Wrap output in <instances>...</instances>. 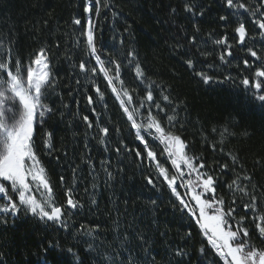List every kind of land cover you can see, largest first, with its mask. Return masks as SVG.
<instances>
[{
    "label": "trees",
    "instance_id": "trees-1",
    "mask_svg": "<svg viewBox=\"0 0 264 264\" xmlns=\"http://www.w3.org/2000/svg\"><path fill=\"white\" fill-rule=\"evenodd\" d=\"M82 2L0 0V33L15 41L25 62L34 58L41 48L46 49L55 77L56 87L46 101L54 110L50 117H45L47 122L44 125V130L53 134V147L51 150L45 148L41 136L34 133V150L46 169L58 201H62L63 193L72 187L74 198L83 205L78 214L73 210L71 218L65 217L67 228L23 211L9 215L7 223L0 222V254L5 264H41L44 260L48 264H78L73 253L80 252L79 259L87 260L82 251L86 247L83 240L87 238L76 235L80 225L98 224L102 229H110L117 218L122 228L131 224L153 241L154 254L159 253L156 259L163 260L164 264L168 260L172 264L177 261L181 264H212L213 261L223 264L207 244L196 217L186 209L180 210L181 205L166 182L157 177L154 162L135 155L137 151L146 155L144 145L135 138V129L131 128V122L103 74L86 78L76 66L79 59L89 61L90 67L95 66L94 59L84 51L85 38L80 35L84 28L72 24L73 17L77 16L86 27L88 14L83 13ZM189 2H194L204 15L192 18L185 13V0H108L109 7L99 18L94 12L92 14L97 23V47L102 50V59L107 58L103 53L114 52L123 62L121 80L133 97L127 107L129 110L139 108L137 123L145 122L149 110L153 115L159 114L162 126L166 130L170 128L188 144L189 155L202 156L208 164L221 161L231 167L226 154H238L247 171L253 174L254 183L264 186V107L254 98L251 83L247 89L240 83L244 77L253 81L255 67L260 62L256 61L252 68L243 64L244 59L253 63L255 58L248 56L237 42L233 30L238 21L229 14L224 0ZM244 2L254 4L256 0ZM172 8H177L178 12L173 14ZM222 15L228 17L226 22L219 19ZM245 21L249 35H255L256 29L247 22L246 16ZM223 35H227L232 51L231 57L225 55L224 62L219 57L225 49L214 43ZM192 36L197 38L196 48L189 44L188 38ZM77 39L81 41L78 48L74 46ZM259 40L258 36L257 42L247 39V46L261 51L264 44ZM190 48L193 58L198 61L196 70H203L213 77L209 83H203L184 64V53ZM129 50L137 54L132 63L125 59ZM200 52L206 55H200ZM137 63L145 72L143 81L136 78ZM148 85L153 87L154 103L160 104L164 112L155 108L153 102L144 101L145 106L139 107ZM115 86L119 89L120 82L116 81ZM96 87L104 93L103 100L97 95ZM163 95H169L172 103L164 101ZM88 96H92L93 104L88 103ZM173 108H176L175 113ZM165 113L176 115L178 122L174 127L168 125ZM84 116L89 117L93 128L87 127L82 119ZM97 120L110 129L107 150L95 139ZM224 127L235 136L224 142L222 153L219 145L213 150L212 144L220 140V136L212 129L223 130ZM142 135L156 152L157 160L173 168L165 153L161 155L162 145L143 132ZM116 147L121 149L119 154L114 151ZM89 157L94 169L89 167ZM102 160L109 163L102 167ZM257 160L259 165L255 164ZM104 167L111 172V178ZM174 171L173 168L171 173ZM215 174L219 176L218 195L224 198L225 207H228L234 197L226 182H231L233 173L220 174L217 169ZM148 176L156 180V187L148 185L145 179ZM61 177H64L63 183ZM179 183L178 180L177 185ZM177 190L187 201L186 189L178 187ZM235 207L237 218L245 215L239 200ZM244 226L249 229L253 244L264 248V240L259 238L250 213ZM188 233H191L190 237ZM49 244L59 247L50 248ZM202 245L206 249L205 256L199 251ZM178 247H183L188 255L182 258L171 256ZM69 248L72 252L68 251Z\"/></svg>",
    "mask_w": 264,
    "mask_h": 264
},
{
    "label": "snow or ice",
    "instance_id": "snow-or-ice-1",
    "mask_svg": "<svg viewBox=\"0 0 264 264\" xmlns=\"http://www.w3.org/2000/svg\"><path fill=\"white\" fill-rule=\"evenodd\" d=\"M224 4L230 10L229 14L238 21L233 30L238 38L237 42L248 56L255 58L253 63L244 59L243 64L246 68H252L256 61L260 62L255 67L253 81L250 82L248 77H244L240 83L246 89L251 83V87L255 90L254 98L260 102L261 107H264V79H262L264 78V55H262L264 48L257 51L254 47H248L246 43L247 39L257 42L258 36L259 42L264 44V0H256L254 4L246 3L244 0H224ZM81 6L83 13L88 14L86 27L82 25L81 19L77 16L73 17L72 24L84 28L80 33L85 38L83 40L84 51L90 59H94L95 66L90 67L89 61L84 59H79L76 66L86 78H94L98 73L103 74L108 87L119 100L127 120L131 122V128L135 129V138L144 145L146 155L141 151H137L135 155L154 162L157 177H162L166 182L171 193L179 201L180 210L186 209L196 217V222L206 237L207 244L220 257L223 264H264V248H257L253 244L249 229L244 226V221L250 213L259 238L264 240V186L254 183L253 174L247 171L238 154L232 152L226 154V157L231 160V167L226 162L214 161L213 164H208L202 156L189 155L188 144L180 135L174 134L170 128L166 130L162 126L161 119L158 118L159 114L153 115L149 110L145 122L137 123L136 116L139 115V108L129 110L127 107L132 103L133 97L128 88L124 86V81L121 80L123 62L114 52L103 53L107 58L102 59V50L97 47L95 35L97 23L94 22L92 14L94 12L95 17L99 18L109 7L108 0H83ZM183 11L190 14L192 18L204 15L203 10L198 9L197 5L189 0H185ZM171 12L175 14L178 9L172 8ZM245 16L247 22L256 29L255 35H249ZM219 19L226 22L228 17L222 15ZM194 28L199 32L197 26L194 25ZM188 39L191 48H196V36ZM80 43L81 41L77 39L74 41V46L78 48ZM214 43L225 49L219 57L222 62L225 61V55H232L227 35L215 39ZM191 48L184 53L186 57L184 64L203 83L207 84L213 80V77L203 70H196L198 61L193 58L194 53H191ZM136 55L135 51L129 50L125 54V59L132 63ZM200 55H206V53L200 52ZM135 75L141 81L145 78V72L139 63L135 65ZM226 79H231V77H226ZM116 81L120 82L119 89L115 86ZM55 87V77L50 68L46 49L41 48L38 53L34 54V58L25 62L16 48L15 41L9 39L6 34L0 33V216L3 217L0 222L2 223H7L9 215H17L23 211L41 220L59 223L67 228L65 217L71 218L73 210L78 214L79 209L83 207L81 202L74 198L72 187H68L63 193L64 199L58 201L46 169L34 150L36 147L34 133L41 136L45 148L51 150L53 147V134L44 130V125L47 122L45 117H50L54 110L46 101ZM95 91L103 100L104 93L101 89L96 87ZM162 98L172 103L169 95H163ZM87 100L89 104L94 103L92 96H88ZM144 101L153 102L155 108L164 112L160 104L154 103L152 85H148L146 95L139 107L145 106ZM172 111L175 113L176 108ZM165 116L168 125L172 127L178 122L176 115L165 113ZM82 119L88 128L94 127L88 116ZM95 128L97 129L95 137L97 143L105 146L107 150L110 129L102 126L99 120ZM142 132L164 146L161 155L167 153V159L171 161L175 169L174 173L170 174L168 169L157 160L156 152L152 150ZM212 132H219L220 136V140L213 142V150L219 145V150L223 153L224 142L229 137L235 136V133L229 131L228 127H224L223 130L213 128ZM85 147L87 148L88 145L85 144ZM114 151L119 154L121 149L116 147ZM88 159L89 167L94 169V164L90 162L91 157ZM100 163L103 167L109 162L102 160ZM255 164L259 165L260 161L257 160ZM184 169H187V172ZM217 169L220 174L227 171L233 173L234 178L231 182H226L227 188L234 197L228 207H225L224 198L218 195L220 185L218 184L219 176L215 174ZM103 170L111 178V172L107 167ZM73 171L75 173V169ZM186 176L187 179H185ZM60 179L63 183L64 177ZM145 179L148 185L157 186L152 176ZM178 180L179 185H177ZM178 187L186 189L185 194L190 195L191 201L195 202V209L183 199L177 190ZM237 200L242 203L245 210V215L239 218L235 215ZM92 203L95 204L94 199ZM152 203L155 204V201ZM76 235L87 238L83 240L86 247L82 249L87 260L79 259L80 252L73 253L77 257L78 264H164L163 260L156 259L159 253L154 254V242L131 224L122 228L119 218L113 221L110 229H102V226L98 224L95 226L80 225ZM161 235L165 234L161 233ZM188 236L190 237L191 233H188ZM49 247L58 248L59 245L49 244ZM68 251L72 252V249L69 248ZM199 251L201 256L206 255L203 245ZM187 255L183 247H178L171 252L173 257L182 258ZM0 264H5L2 254H0ZM41 264H48V262L44 260ZM167 264H172V261L168 260ZM177 264H181V261H177ZM212 264L216 262L213 261Z\"/></svg>",
    "mask_w": 264,
    "mask_h": 264
},
{
    "label": "rangeland",
    "instance_id": "rangeland-1",
    "mask_svg": "<svg viewBox=\"0 0 264 264\" xmlns=\"http://www.w3.org/2000/svg\"><path fill=\"white\" fill-rule=\"evenodd\" d=\"M262 79H264V78H262ZM251 80H253L252 78H251ZM254 92H255V90H254ZM253 93V92H252ZM166 160H168L167 159V155H166ZM168 162H170V165H171V161L170 160H168ZM161 164H162V162H160ZM165 168H167L168 169V171H169V173L170 174H172L171 172H172V169L173 168H170L168 165H166V164H162ZM183 167V166H182ZM154 168H155V166H154ZM175 172V171H174ZM187 197V201L189 202V206L190 207H192V208H194L195 209V202L194 201H191V199H190V195L188 196H186Z\"/></svg>",
    "mask_w": 264,
    "mask_h": 264
}]
</instances>
